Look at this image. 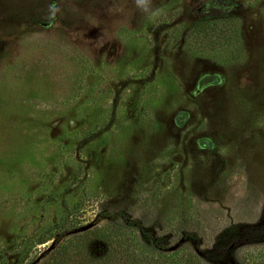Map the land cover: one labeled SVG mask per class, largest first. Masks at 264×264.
Instances as JSON below:
<instances>
[{"label":"rangeland","instance_id":"374dc122","mask_svg":"<svg viewBox=\"0 0 264 264\" xmlns=\"http://www.w3.org/2000/svg\"><path fill=\"white\" fill-rule=\"evenodd\" d=\"M153 8L0 0V264H245L264 242V0Z\"/></svg>","mask_w":264,"mask_h":264},{"label":"trees","instance_id":"16d2710c","mask_svg":"<svg viewBox=\"0 0 264 264\" xmlns=\"http://www.w3.org/2000/svg\"><path fill=\"white\" fill-rule=\"evenodd\" d=\"M217 24L218 23L215 20H208V19L207 20L204 19V20H201V21H194L192 23L191 34H192V36L194 38H197L196 40L209 39L210 37L211 38H213V37L216 38L217 34H218L217 30L219 28H222V27H219ZM221 31H223V30H221ZM224 35H225V33H224ZM103 215H104V217H106L109 220H113L115 218H121L127 224L133 223V220H131V219L127 218L126 216H124L122 214V212H115V213L103 212ZM144 239H147V238H144ZM172 251L173 250H169L168 252H172ZM253 251L254 252H250L248 254L249 256L245 257L246 259L244 260V263L245 264H264V242H261L260 244H258L256 246V248H254ZM188 260H190V258ZM194 262L196 264L200 263V262H198V260H194ZM189 263L193 264V260L190 261ZM54 264H57V262H54ZM59 264H60V262H59Z\"/></svg>","mask_w":264,"mask_h":264},{"label":"clouds","instance_id":"9594fccd","mask_svg":"<svg viewBox=\"0 0 264 264\" xmlns=\"http://www.w3.org/2000/svg\"><path fill=\"white\" fill-rule=\"evenodd\" d=\"M136 7L150 18L160 15L161 10L153 8V0H135Z\"/></svg>","mask_w":264,"mask_h":264},{"label":"water","instance_id":"95a60500","mask_svg":"<svg viewBox=\"0 0 264 264\" xmlns=\"http://www.w3.org/2000/svg\"><path fill=\"white\" fill-rule=\"evenodd\" d=\"M91 226H92V224L84 225V226H82V227L76 228V229L74 230V232H81V231H84V230L88 229V228L91 227ZM33 264H34V263H33Z\"/></svg>","mask_w":264,"mask_h":264}]
</instances>
